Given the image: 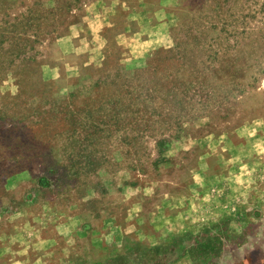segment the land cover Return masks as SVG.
<instances>
[{
  "label": "rangeland",
  "instance_id": "374dc122",
  "mask_svg": "<svg viewBox=\"0 0 264 264\" xmlns=\"http://www.w3.org/2000/svg\"><path fill=\"white\" fill-rule=\"evenodd\" d=\"M60 242L264 264V0H0V261Z\"/></svg>",
  "mask_w": 264,
  "mask_h": 264
},
{
  "label": "crops",
  "instance_id": "0c3cea01",
  "mask_svg": "<svg viewBox=\"0 0 264 264\" xmlns=\"http://www.w3.org/2000/svg\"><path fill=\"white\" fill-rule=\"evenodd\" d=\"M48 239V237L46 238ZM49 239H51L49 237ZM38 252H43L41 253L42 256L40 258H35V254H33V257L31 253L26 254L28 255L27 257H20L16 259H11L7 261H0V264H56L60 263V258L62 257V242L58 243L55 246H51L48 248L47 244H42L40 245V248L37 250ZM25 255V254H23Z\"/></svg>",
  "mask_w": 264,
  "mask_h": 264
}]
</instances>
